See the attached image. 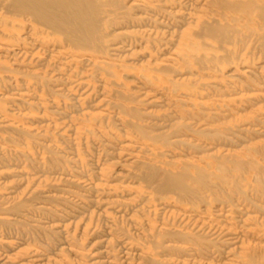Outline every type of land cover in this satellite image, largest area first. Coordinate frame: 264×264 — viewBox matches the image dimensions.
<instances>
[{
    "label": "bare ground",
    "instance_id": "obj_1",
    "mask_svg": "<svg viewBox=\"0 0 264 264\" xmlns=\"http://www.w3.org/2000/svg\"><path fill=\"white\" fill-rule=\"evenodd\" d=\"M0 264H264V0H0Z\"/></svg>",
    "mask_w": 264,
    "mask_h": 264
}]
</instances>
